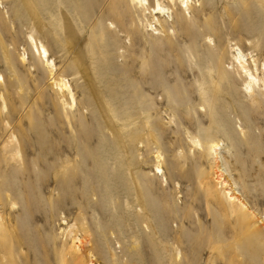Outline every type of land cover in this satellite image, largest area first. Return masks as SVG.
<instances>
[{"label":"rangeland","instance_id":"rangeland-1","mask_svg":"<svg viewBox=\"0 0 264 264\" xmlns=\"http://www.w3.org/2000/svg\"><path fill=\"white\" fill-rule=\"evenodd\" d=\"M188 2L192 8H181L179 0H146L149 11H143L131 0H0V97L8 111L1 114L0 147L6 149L15 138L43 149L47 128L77 131L81 142L93 145L97 172L112 168L116 181H109L110 190L118 188L125 196L107 203L108 198L92 192L88 198L94 208L52 205L46 218L32 222L40 229L37 239L22 228L28 216L17 213L20 241L24 236L33 240L11 251L30 254L26 261L33 263L34 249L49 243L50 253L36 258V264H130L131 242L153 236L141 218L140 203L151 213L153 228L159 227L160 240L151 248L155 258L191 264V208L210 206L205 197L224 200L232 189L258 223L239 221L229 225L233 234L223 235L220 228L228 226L224 214L208 217L205 227H212L215 243L212 256H201L202 264H221L219 255L226 264H242L232 257L235 250L253 259L264 256V93L254 89L257 96H248L245 77L232 58L240 53L253 75L261 76L264 8L258 0ZM206 3L216 9L203 12ZM242 3L245 11L239 8ZM156 4L163 8L159 17L151 12ZM154 29L159 35H153ZM207 29L213 31L207 34ZM33 44L48 55L40 57ZM202 49L215 53L209 54L210 68L197 66ZM61 81L75 103L68 91H59ZM122 94L125 101L116 106ZM218 141L223 160L216 161L206 151ZM7 149L6 161L12 154ZM38 176L48 180L50 172L43 168ZM144 190L159 193L156 203L146 200ZM35 191L38 205L61 194L53 185ZM0 211L6 221L7 208ZM87 225L90 234L94 230L92 238L83 231ZM132 254L138 259L145 255L141 250ZM0 256L16 264L9 255Z\"/></svg>","mask_w":264,"mask_h":264},{"label":"bare ground","instance_id":"bare-ground-1","mask_svg":"<svg viewBox=\"0 0 264 264\" xmlns=\"http://www.w3.org/2000/svg\"><path fill=\"white\" fill-rule=\"evenodd\" d=\"M145 1L146 0H131V2L135 5L137 4V6L141 10L149 11L147 7L148 5L146 6ZM179 1H180L181 8L186 9V8H189L190 6L191 8L193 7L192 5L189 4L188 0H179ZM257 4H259V7H261L262 9L264 8V0H258ZM245 5H246L245 3H242V5H239L241 6L239 8L242 11H245L246 10ZM155 8L156 9L153 8L151 12L152 13L154 12L158 17L161 16L163 14V8H161L158 4H156ZM215 9L216 8L214 5H209L207 3L202 5L203 12L206 10H215ZM152 19H155V18H152ZM172 21L173 20L169 22H172ZM156 31L158 30L154 29L153 35H159V32H156ZM212 31H213L212 29H207L206 33L208 34ZM31 38L32 37L30 36L29 41H32V43H34L33 39ZM208 39L210 40L209 37ZM33 46H34V49H36V52L37 54H39L40 57L41 55L45 57L46 55H48L46 49L43 46H40V50L35 48V44H33ZM210 53L213 55L215 54L210 50L202 49L201 60L198 62L197 66H199L200 68L202 66H207L210 68V64L208 60ZM232 58H233L234 63L236 64L235 66H237V68L239 69V73L243 74V76L245 77L244 79L246 81V90H247L248 96L249 95L250 97L257 96V94L253 92L254 89H257L258 92L264 93V71L263 70H262L263 72L261 71L262 73L260 77L255 76L251 72L248 60H244L240 53L236 54V56H233ZM253 64H254V61H253ZM207 75L209 78H211L210 79L211 81L215 79L212 73L210 74V72H208ZM184 77H186V75ZM58 87H59L60 92H63L64 90L68 91V95L71 99V104L75 103L73 94L69 90V87L66 82L61 81ZM125 97L126 95L124 96L122 94V96L115 98L114 102L116 106H122L123 102L125 101ZM0 100L2 103V108H0V119H1L2 118L1 114L7 108L5 106L4 98L0 97ZM71 104H69L70 108L72 107ZM5 111L8 112L7 110ZM12 115L10 114L9 116H12ZM6 116L7 115L3 117H6ZM47 129H46V132L48 135L47 137L48 140L47 142H45V146L43 149L39 148L40 145L38 144L34 145L28 141L18 142L16 141L15 138H10L13 140L7 144L8 146H6V149L3 147H0L1 148L0 149V209L3 207H6L8 210L6 221H4L3 215L0 211V254L3 256L9 255L10 258L16 264H36L35 259L37 258L36 260H38L41 257H42L41 259H43L44 257L43 254L44 253L46 254V251L52 247V246L51 247L48 246L49 243L48 245L47 243H45L46 244V245L44 244L45 246H43L42 244L41 245L38 244L37 250L34 249V252L32 253L33 260L31 262L33 263H30V261L29 262L26 261L27 259L30 258V254L23 255L22 253L18 251L17 252L11 251L13 246H16L18 248V245L22 246V242L25 243V245L27 246L29 242L33 240V239L29 240L28 236H24L23 240L20 241L21 239L19 237L18 230H21V228L19 224L17 223V219H18L17 213L18 214L22 213L20 214V216L23 215V213L28 216L26 225H24V227L22 226V228L25 231H27L30 234V236L31 234H35V238L37 239L36 234L40 233V229L38 230L37 228L32 227V224L34 223L33 221H35L36 219L41 220L43 218H46L47 216H44V215L46 214V211H49V209L52 208V205L56 207V205L61 203L62 206L68 205L72 207L77 204L86 203L92 208H94L93 207L95 205L94 201L89 200L88 198V195H90L92 192L99 194L102 198H104V200H105V197L108 198L106 199L108 201L107 203H110V202L112 203V201H115L116 198L119 200L122 198H125V196H121L123 193L118 188H116L117 189L115 190L116 192H113L108 187L109 181L111 182L112 180L116 181L114 172L111 167L106 171V173L97 172L96 162L94 159L95 152L93 151V149H91L93 145L90 142L87 145H85L83 142H81L78 132L76 131L75 133H73L69 131L68 128L60 129L59 126L57 127L55 126V127H50V130L49 128ZM61 138H62L61 141L57 140ZM191 143L201 148V143L199 140H193L191 141ZM220 144H221L220 141H218V142H210L207 145L206 152H208V154L215 156L216 161L223 160V156H221L219 153L221 150ZM7 147H10V153L12 152V154L8 158V161H6L5 160L6 158L4 157V154H5L4 152L8 151ZM28 151H29L28 156L24 157V155L27 154ZM34 152L36 154H33ZM23 153L24 155L22 156ZM32 155L35 156V159L33 162L30 161L29 159V156H32ZM35 168L37 170H35ZM43 168L48 169V171L50 172V177L48 180H43L38 176L41 169ZM52 175H54L55 177L54 180L52 179ZM219 177L220 178L222 177L221 172L219 174ZM2 180L6 181L8 184L3 186ZM32 184L36 186L35 189L39 191V193L43 192L44 190H48V188L53 185L54 187L60 188L61 194L58 196V199L57 197H55V198H52L51 201L48 203L45 202V204L42 203L43 205L40 204L41 205V208H40L39 207L40 205H38L39 203L38 204L34 203L35 201H37L35 198L38 197V195L40 194H38L35 191ZM142 194L146 196V200L154 199L155 203H156L155 197L156 199H158L157 197L159 196V193L158 192L156 193V191L144 190L142 191ZM118 195L120 196L118 197ZM225 195L226 196L224 200H220L219 198H215V197H205L206 203L210 206L204 205L199 208L198 207L191 208V214H193L191 215L193 217L191 218L192 219L191 220V247L189 246L191 248V264H202L201 256L203 255L212 256L213 255L212 249H213V244L215 243V239L212 236L213 229L212 227L211 228L205 227L207 223L206 221L209 222L208 217L210 218L211 216L218 214V213L224 214V217L227 220L228 226H224L225 228L222 227V229L220 228V230H222L223 235L233 234L234 228H231L229 225L238 223L239 221L247 226H255V224L258 223V222L257 223L254 222L255 220L254 216L249 211L247 206L244 203L240 202V199L238 198V196L237 197L233 196L232 189H229L228 192H225ZM33 198L35 200H33ZM95 202L97 203V201ZM117 203L118 202H116V204ZM121 203L122 201L120 202V204ZM33 204L38 205V206H35L37 210L34 209ZM17 205L19 206L17 207ZM137 206L139 207L138 209L139 211L141 212L143 211L142 214H140L143 220V223L146 225H150L152 227L153 236H146V235L142 236L141 235V237L134 239L131 242L132 250L128 255L130 258L129 263L137 264L136 262H139L142 264H183L179 260L176 262L175 261L173 262L171 259L167 258L166 260H163L162 262H160L161 260L159 261L157 260L158 258L157 259L155 258L157 252H155L156 251L155 248H154L155 251H152L151 248H153L152 247L153 241L160 240L161 235L158 231L159 227L155 224L156 227L153 228L150 222L151 217L149 216L151 215V213L149 214V212H147L146 210H143V207L141 206L140 203ZM152 206H153V203H152ZM70 207H68V209H70ZM105 208L109 209V205L107 204ZM83 209H84L83 212L86 213L88 208L86 210L85 208ZM193 209L195 212H193ZM95 210L94 212H96ZM79 211H81V207ZM150 212H152L151 209H150ZM84 213H82L81 216H83ZM105 213H106V209H105ZM104 215L102 216L104 217ZM169 215L170 214H168L167 216ZM202 215L204 216V218ZM83 218L86 220L85 216ZM107 221L109 222V220ZM95 225L96 224H94V230L96 228ZM89 229L90 227H88V225L85 228L83 227L84 233L92 238L94 230H92V234H90L91 231H89ZM258 229H260V227H258ZM78 242L81 246L86 245L87 247L91 248V245H88V241L82 242L81 239H78ZM8 243H11V246L9 247L6 245V248H5L4 244H8ZM133 250H141V252L145 254L143 255L144 257L138 259L137 257L133 256L132 254ZM50 251L51 249H49L48 253H50ZM90 255L87 254L89 260L91 261L92 258ZM219 256L217 258H220L222 260L221 264H226L223 260V257L222 256L219 257ZM232 257H234L235 259H238L237 262L242 263V264H264L263 255H261L260 257H257L256 259H253L251 258V256L249 257V255L245 251L241 252V251L235 250L232 254ZM0 264H12V262L11 261L3 262L0 256ZM110 264H114V263L111 262Z\"/></svg>","mask_w":264,"mask_h":264}]
</instances>
